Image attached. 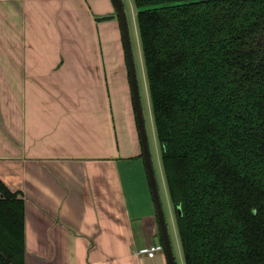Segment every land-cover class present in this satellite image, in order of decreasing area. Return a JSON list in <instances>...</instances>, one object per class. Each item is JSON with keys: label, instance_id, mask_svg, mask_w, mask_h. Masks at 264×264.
I'll list each match as a JSON object with an SVG mask.
<instances>
[{"label": "crops", "instance_id": "crops-1", "mask_svg": "<svg viewBox=\"0 0 264 264\" xmlns=\"http://www.w3.org/2000/svg\"><path fill=\"white\" fill-rule=\"evenodd\" d=\"M1 3L21 47L0 64V171L25 200V264H169L138 253L162 233L114 3Z\"/></svg>", "mask_w": 264, "mask_h": 264}, {"label": "trees", "instance_id": "trees-1", "mask_svg": "<svg viewBox=\"0 0 264 264\" xmlns=\"http://www.w3.org/2000/svg\"><path fill=\"white\" fill-rule=\"evenodd\" d=\"M134 3L185 264H264V0ZM25 243L0 178V264H25Z\"/></svg>", "mask_w": 264, "mask_h": 264}, {"label": "rangeland", "instance_id": "rangeland-1", "mask_svg": "<svg viewBox=\"0 0 264 264\" xmlns=\"http://www.w3.org/2000/svg\"><path fill=\"white\" fill-rule=\"evenodd\" d=\"M4 1V0H2ZM126 12V18L128 22V29L130 35V42L134 57L135 69H136V78L138 82V92L140 97V104L142 108V114L144 118V124L149 144V150L151 155V161L153 165V169L155 172L159 193L163 205V209L165 212V219L167 223L168 233L170 236V241L172 245V251L174 254L176 264H185L183 250L179 238V234L177 231L176 226V215L177 211L173 203H171L168 189L166 190V178L164 174V169L162 166V150L161 145L158 140L157 131L154 123L153 117V110L151 106V98H150V91L146 73V66L143 57L142 51V44L139 34V25L137 20V7L134 3V0H121ZM91 3V1H89ZM111 2V0H110ZM113 2V1H112ZM10 4V2H9ZM93 5V4H92ZM68 9V8H67ZM49 11V13H48ZM104 11V10H103ZM45 13L49 17H55L57 21H61L65 19V12L60 10L47 9ZM6 13H5V5L4 3L0 4V64H5L10 62L9 56L4 57L3 54L7 50H15V48H20L21 46L15 40V33L14 34H5V25L4 20H6ZM67 18V17H66ZM9 19V18H8ZM118 34L122 39V33L119 30ZM13 37V39L11 38ZM123 42V39H122ZM125 50H124V61L127 66V62L125 59ZM15 59V58H13ZM14 63V62H13ZM130 84V83H129ZM133 122L136 126V129L139 134L136 116H133ZM0 178L7 183L11 188L15 186V182L13 180H6L5 174L0 171ZM173 216V217H172ZM173 218V219H172Z\"/></svg>", "mask_w": 264, "mask_h": 264}, {"label": "water", "instance_id": "water-1", "mask_svg": "<svg viewBox=\"0 0 264 264\" xmlns=\"http://www.w3.org/2000/svg\"><path fill=\"white\" fill-rule=\"evenodd\" d=\"M112 1L116 8L119 21L121 24L122 36H123L125 51H126V58H127V63L129 67V73H130V81H131V86H132V91H133V101H134V108L136 112V120H137L140 139L142 143L143 156H144V161H145V165L147 169L148 179L151 185L153 199L155 202L157 215H158V219L160 223V229H161V233L163 237L165 253L168 259V263L176 264L174 254L172 251V245H171L169 233H168L165 213H164V209H163V205H162V201H161V197L159 193V188H158L155 172H154L152 161H151V155H150L149 144H148L145 124H144V118H143L142 108L140 104V97H139V92H138V82L136 78V69H135L134 57H133V52H132V47H131V42H130V35H129V29H128V22L126 18V12H125V9H124V6L121 0H112ZM196 1H203V0H196ZM263 40H264V33L260 35L258 42L261 43ZM177 209H178V213L182 214L181 206L177 207Z\"/></svg>", "mask_w": 264, "mask_h": 264}, {"label": "built area", "instance_id": "built-area-1", "mask_svg": "<svg viewBox=\"0 0 264 264\" xmlns=\"http://www.w3.org/2000/svg\"><path fill=\"white\" fill-rule=\"evenodd\" d=\"M165 247L163 243H152L146 246H142L141 248L138 249L139 254H144L149 257H154L160 252H164Z\"/></svg>", "mask_w": 264, "mask_h": 264}]
</instances>
